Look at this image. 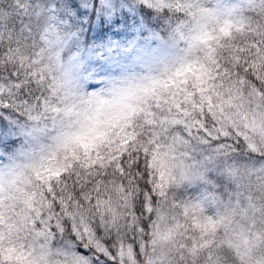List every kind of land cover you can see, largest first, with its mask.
<instances>
[{
    "label": "snow or ice",
    "instance_id": "1",
    "mask_svg": "<svg viewBox=\"0 0 264 264\" xmlns=\"http://www.w3.org/2000/svg\"><path fill=\"white\" fill-rule=\"evenodd\" d=\"M72 11L0 0V111L53 129L0 169V264H264V0H172L175 65L81 104Z\"/></svg>",
    "mask_w": 264,
    "mask_h": 264
},
{
    "label": "rangeland",
    "instance_id": "2",
    "mask_svg": "<svg viewBox=\"0 0 264 264\" xmlns=\"http://www.w3.org/2000/svg\"><path fill=\"white\" fill-rule=\"evenodd\" d=\"M222 2L228 5L233 0H222ZM68 22V18H64L61 24L65 32ZM150 33L144 42L139 38L127 40L126 35L122 36L118 43L114 37L107 43L99 44L97 50L85 45L86 43L83 44L82 41H76L69 33L70 38L62 50V58L66 64L68 102L81 104L95 95L107 97L117 88L141 82L146 78L163 76L175 65L179 53L174 48L171 38L164 40L163 36ZM2 131H4L3 138L7 141L15 138L19 140L20 137L23 142H20L19 147L10 150V153H5L3 156L0 154V169L9 167L13 162L21 163L22 149L28 148L29 145L38 149L40 145L49 142L52 133L47 131L36 137L32 134L34 127L24 125L20 131L3 125ZM26 132L30 135L25 134ZM13 156L16 157L15 161L12 159ZM202 190L201 185L194 184L185 195L196 196Z\"/></svg>",
    "mask_w": 264,
    "mask_h": 264
},
{
    "label": "trees",
    "instance_id": "3",
    "mask_svg": "<svg viewBox=\"0 0 264 264\" xmlns=\"http://www.w3.org/2000/svg\"><path fill=\"white\" fill-rule=\"evenodd\" d=\"M77 2L80 5V10L87 15L76 17L75 11H72L73 19H68L69 23L65 30L70 35L72 34L76 41H82L83 44L92 46L94 50H97L98 45L102 42L107 43L114 37L120 43L119 39L126 35L127 40L139 38L142 42L147 39L150 32L163 36L164 40L171 38L170 29L165 27L167 21L165 20L163 24H158L157 21L160 18L161 10L169 7L172 0H148L147 4L143 0H77ZM3 125H8L15 131H20L23 125L33 126L32 134L36 137L47 131L49 133L53 131L51 126L37 127L35 123L22 118L16 111H0V154L2 156L5 153H10V150L19 147L20 142H23L20 137L19 140L15 138L11 141L14 143H9L10 141L4 139ZM245 161H247V157L241 162Z\"/></svg>",
    "mask_w": 264,
    "mask_h": 264
},
{
    "label": "water",
    "instance_id": "4",
    "mask_svg": "<svg viewBox=\"0 0 264 264\" xmlns=\"http://www.w3.org/2000/svg\"><path fill=\"white\" fill-rule=\"evenodd\" d=\"M85 252H87V250L85 249Z\"/></svg>",
    "mask_w": 264,
    "mask_h": 264
}]
</instances>
